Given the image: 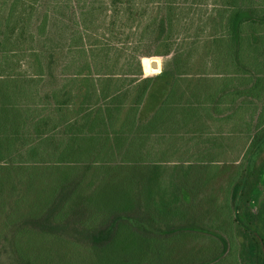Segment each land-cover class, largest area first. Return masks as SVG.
I'll list each match as a JSON object with an SVG mask.
<instances>
[{"label": "trees", "instance_id": "trees-1", "mask_svg": "<svg viewBox=\"0 0 264 264\" xmlns=\"http://www.w3.org/2000/svg\"><path fill=\"white\" fill-rule=\"evenodd\" d=\"M194 1L16 0L0 15V66L14 36L20 44L10 51L29 53V68L37 66L32 77L7 80L0 73V242L12 248L9 262L0 264H71L77 244L102 264H223L230 255L235 264H264V165L246 196L250 164L264 145L263 114L244 157L248 165L215 204L231 229L237 223L243 230L242 244L198 210L207 201L201 192L211 190L212 150L221 138L183 136L199 132L194 120L214 104L219 114L232 92L203 93L208 87L201 84L188 96L190 87L182 90L193 81L183 48L190 43L176 35ZM245 1L233 0L221 35L209 41L223 47L218 58L238 72L249 64L245 52L256 55L264 46V15ZM100 20L104 40L91 35ZM124 56L119 74L114 68ZM152 56H172L171 69L144 77L142 59ZM145 72L152 73L147 58ZM259 76L247 81L252 90L264 81ZM179 138L203 144L184 163L185 175L169 176L159 165L168 162L162 147Z\"/></svg>", "mask_w": 264, "mask_h": 264}, {"label": "rangeland", "instance_id": "rangeland-1", "mask_svg": "<svg viewBox=\"0 0 264 264\" xmlns=\"http://www.w3.org/2000/svg\"><path fill=\"white\" fill-rule=\"evenodd\" d=\"M28 4L34 3V0H26ZM105 1V0H103ZM233 0H195L194 6L190 10H185L180 16L181 23L179 24L178 34L176 35L177 39L184 40L186 44L183 48L187 52V61L185 64L187 77L190 80H193L187 86L183 84L182 90H186V87H190L187 91V96L192 94L193 87L196 84H201L203 86V93L207 91L208 93L215 94V91H229L232 92L231 97H227L222 104H220L221 111L219 114L215 113L214 105H211V112L207 115L202 113L201 119L194 120V127L199 132H191V134L183 136L184 140L189 139L190 137L199 136L201 133L205 135L204 139L211 138V140L220 137V143L216 146L215 150H212L214 154L211 156V159H215L216 162L209 164L212 166L210 177L211 184L209 185L211 190L207 192H201L200 197L206 198L207 201L203 203L201 208H198L199 211H209L208 215L204 217L210 224V221L216 220L217 227L222 229L220 231L218 228L216 231L228 232L236 241L237 246L242 244L244 241L243 230L240 229L237 223L231 226L227 220L223 217H220L222 210L218 209L219 205H215L216 201H222L225 198V188L229 186L232 178L235 174L242 168L244 170L248 163L245 160V155L248 152L251 139L255 137L257 129L255 128L258 123L259 117L264 115V81H261L257 89H251L252 82H247L249 78H253L255 73H259V77H264V46L259 50L256 55L252 52H245V56L242 57V61L249 63L248 66L241 68L240 72L237 71L236 67L227 66L225 61L218 58V52L223 50V47L212 45L209 41H212L214 37L220 36L223 31L222 20L225 14V11L230 9L232 6ZM247 5H252L254 9H257L259 14L264 15V0H246ZM12 3H17L16 0H0V15L6 16L8 9ZM19 5L22 3H18ZM110 15V13H109ZM101 17V16H100ZM103 20L96 22L91 26V35L95 38H100L104 40V30H103ZM3 21L0 19V26ZM264 29V26H261ZM259 27V30L261 29ZM262 32V30H260ZM264 33V30H263ZM253 34L252 28H246L245 35L251 37ZM107 36H109L107 34ZM110 37V36H109ZM113 37H116L113 35ZM14 42L7 45L8 60H4L2 63L3 70L0 69V73L5 75L6 79L8 77L16 78L18 74H23L26 76H35L37 66L35 69L29 68L30 60L34 62V57L23 53H15L10 50L19 47L20 41L18 37L14 36ZM207 41V42H206ZM28 43H30L28 41ZM117 43V42H116ZM141 51H148V49L143 48ZM218 51V52H217ZM4 53V54H5ZM129 53V50L126 54ZM257 56V65L253 62V59ZM114 58H117L113 55ZM151 60V72L147 74L145 72V59ZM142 59L144 77H155L160 75L166 70H170L172 56L161 57V56H152ZM156 60L158 62V71L152 70V61ZM127 61V57L124 56L120 58V62L117 67L114 69L120 71L124 69V65ZM115 61L112 62V64ZM243 62V63H244ZM32 65V64H31ZM246 72V73H245ZM199 82L198 79H204ZM227 78L229 81L227 83L221 82V79ZM212 80V81H211ZM232 80V81H231ZM194 83V84H193ZM73 88L77 90V84L73 83ZM242 91V96L236 98V92ZM217 98H215L216 101ZM132 100V99H131ZM129 100V102H131ZM186 101V100H184ZM212 103V102H211ZM46 113V112H44ZM215 115H218L215 116ZM231 115L229 121L223 120V122H217L215 118L225 119ZM264 120V116L262 117ZM251 129L250 141L247 140V130ZM262 134H264V128H262ZM253 137V138H252ZM181 138V136H180ZM179 138V141L174 143L171 140L164 142L162 150L167 154L166 164H159L162 167H166L169 170V176H172L173 173L177 175H185L183 168L188 164H184L186 161H189L191 153L196 150L197 147L203 144L199 139H195L193 142L183 141ZM213 143H208V147H215L211 145ZM193 146V147H192ZM191 149V150H190ZM189 150V152L187 151ZM211 154V153H210ZM209 158V156H207ZM251 168L248 173L247 178V188L246 196L249 197V191L254 186L255 177L257 176V170L261 165H264V145L261 149L254 155L251 162ZM2 164L0 163V167ZM181 170V171H180ZM161 174H164L162 172ZM206 174V173H205ZM1 176V169H0ZM166 177V175H165ZM168 177V176H167ZM186 178V177H185ZM207 188V187H206ZM261 200H264V175H263V186L261 190ZM8 194V193H7ZM8 199L4 202L8 203ZM215 201V203H214ZM9 209V207L7 208ZM212 219V220H211ZM196 226L198 228H204V225L199 221ZM205 228H208L207 226ZM234 241V242H235ZM78 246L73 247L74 254L73 257L70 256L68 261H71V264H102L89 247L84 246L83 244H77ZM195 245V244H194ZM199 246V245H198ZM187 247V246H186ZM187 248H190L188 246ZM12 256L11 244L6 240L0 242V261L2 263L9 262V259ZM233 255H230L229 258L223 264H235L233 260ZM67 262V260H66Z\"/></svg>", "mask_w": 264, "mask_h": 264}, {"label": "water", "instance_id": "water-1", "mask_svg": "<svg viewBox=\"0 0 264 264\" xmlns=\"http://www.w3.org/2000/svg\"><path fill=\"white\" fill-rule=\"evenodd\" d=\"M152 70L153 71H158L159 70L158 62L156 60L152 61Z\"/></svg>", "mask_w": 264, "mask_h": 264}]
</instances>
